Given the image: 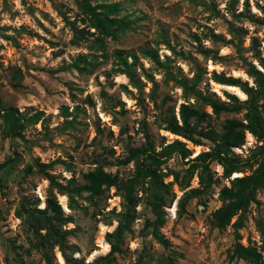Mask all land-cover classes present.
Instances as JSON below:
<instances>
[{
    "label": "rangeland",
    "instance_id": "obj_1",
    "mask_svg": "<svg viewBox=\"0 0 264 264\" xmlns=\"http://www.w3.org/2000/svg\"><path fill=\"white\" fill-rule=\"evenodd\" d=\"M81 1L0 0V101L28 119L21 137L5 138L0 117V163L17 158L0 172V264H45L31 248L32 234L17 211L22 213V204L44 209L50 191L70 219L63 226L72 231L68 245L76 247L70 264H251L235 255L237 244L255 248L264 260V190H257L255 201L224 228L213 220L222 206V189L257 165L253 162L225 178L222 167L210 162L211 185L189 200L179 216L184 193L202 189L200 168L191 164L213 143L196 146L165 131L162 121L168 108L178 118L181 104L194 103L167 73L188 84L197 76L196 89L213 92L222 101L226 93L247 99L237 87L216 83L213 75L254 86L240 58L252 60V38L261 44L264 56V0H86L94 15L81 11ZM240 12L243 15L236 18ZM231 25L243 29L241 43L223 42L231 39ZM118 55L132 66L139 88L124 74ZM204 111L211 114L209 107ZM37 113L41 115L34 121ZM244 114L245 110L212 115V123L221 132L225 119L242 120ZM146 133L155 152L175 141L190 151L185 159L174 154L159 167L163 183L170 184V203L160 228L169 245L163 247L145 228L153 215L138 186L141 202L128 230L112 239L119 247L112 253L107 234L118 227L120 195L114 187L98 197L91 195L82 189L84 175L100 168L122 180L132 177L135 165L124 160L128 148L145 145ZM261 144L246 132L244 143L232 150L246 163ZM35 160L53 162L50 173L60 185L70 184L71 193H57L35 170L26 172ZM239 217L240 227L235 225ZM53 258V264H68L58 248Z\"/></svg>",
    "mask_w": 264,
    "mask_h": 264
},
{
    "label": "trees",
    "instance_id": "obj_2",
    "mask_svg": "<svg viewBox=\"0 0 264 264\" xmlns=\"http://www.w3.org/2000/svg\"><path fill=\"white\" fill-rule=\"evenodd\" d=\"M79 8L84 14L94 15V9L86 0H82ZM264 15V8H261ZM243 13L235 15L240 18ZM107 20V18L103 19ZM67 24L71 23L67 21ZM231 36L230 40L223 42L226 44L238 41L241 43V37L244 34L242 28L231 25L228 29ZM221 37L214 35V40H220ZM222 40V39H221ZM237 53L240 52V44L236 46ZM252 60L241 57V66L245 73L253 80L254 86H249L245 81L224 74H214L213 79L216 83L237 87L244 95L247 96L245 101H240L234 94H225L224 101L213 92H202L196 89V76L191 84H188L183 79L173 77L171 73H167V79L175 81L176 85L181 87L186 95H191L194 98L193 104H181L179 107L178 118L175 116L173 109L168 108L164 117V130L175 136H179L196 146L203 145L204 141L213 143V146L205 152H201L194 159L191 167L193 169L200 168L199 184L202 189H190L184 193L178 204V214L183 215L185 207L189 200L198 197L212 183L209 175L210 162L216 161L223 170V176L230 178L233 173L242 172L244 167H251L254 162L257 167L249 175L236 177L230 181L229 188H223L220 193L222 206L213 213L215 226L224 228L228 225L231 219L247 209L250 202L255 201L257 190H264V73L259 70L258 66L264 70V56L261 50V44L256 38H252L249 46ZM152 59L157 61V57L153 52L148 54ZM122 60L125 67L124 74L130 79V82L139 88V80L132 73V66H128L126 61ZM176 78V79H175ZM166 103V98H163L162 104ZM205 107H209L211 114L204 111ZM245 110L242 120L236 118L225 119L222 123L221 132L217 131L212 123V115L218 118L222 113L240 112ZM41 113L34 115V121L38 120ZM64 115H67L65 112ZM0 117L4 123L3 136L21 137L26 119L16 108L4 107L0 101ZM72 122V121H71ZM71 124V123H69ZM96 133L100 134L99 126H95ZM248 132L254 136L262 144L257 148V151L251 156V160L242 163L240 159L233 153L234 148L240 147L244 143L245 133ZM145 145L141 147L128 148V156L124 163L133 162L135 165L134 175L126 180L120 179L110 173L104 172L98 168L93 172L84 175L86 185L82 188L90 191L93 196L102 195L105 190L110 187L116 188L121 198L122 210L118 214L119 224L114 233L107 234V242L110 245L111 252H119V247L112 240L115 235L122 234L128 230L129 221L135 217V207L141 202L138 196L137 187L140 186L142 196L148 204L153 215V220L145 222V228L151 230L152 236L163 247H168V240L161 234L160 228L165 224L164 208L169 205L170 200V184H164L162 174L159 171L160 165L172 155L177 154L182 159L190 155V151L185 148L184 143L175 141L171 144L163 146L159 152H155L153 143L148 134H145ZM16 157L6 158L0 163V172L8 165L15 162ZM54 163H42L38 160L33 162L26 168V172L35 170L49 183L51 189H55L57 193H71L69 185L64 187L60 185L50 171ZM175 180L178 175L174 174ZM68 183H72L69 181ZM2 179L0 178V188ZM17 216L23 218V222L27 230L31 232L33 241L31 248L39 252L45 261V264H53V250L58 248L66 263L70 264L73 261L71 257L76 251V247L68 245L67 237L72 231L63 229V226L70 221L62 213V209L58 204L56 197L52 191L46 200L44 209L26 206L22 204V213L17 211ZM236 226H242V218L239 217L236 221ZM235 255L241 259L248 261L251 264H264V260L260 253L253 247H243L236 245ZM169 264H173L169 261Z\"/></svg>",
    "mask_w": 264,
    "mask_h": 264
},
{
    "label": "bare ground",
    "instance_id": "obj_3",
    "mask_svg": "<svg viewBox=\"0 0 264 264\" xmlns=\"http://www.w3.org/2000/svg\"><path fill=\"white\" fill-rule=\"evenodd\" d=\"M231 88V87H230ZM233 88V87H232ZM234 91H236L235 89H233Z\"/></svg>",
    "mask_w": 264,
    "mask_h": 264
}]
</instances>
